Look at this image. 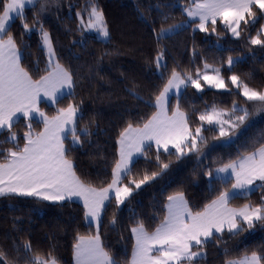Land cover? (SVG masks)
<instances>
[{
  "label": "trees",
  "instance_id": "1",
  "mask_svg": "<svg viewBox=\"0 0 264 264\" xmlns=\"http://www.w3.org/2000/svg\"><path fill=\"white\" fill-rule=\"evenodd\" d=\"M175 2L178 0H36L24 10L31 32L22 29L18 18L9 24L21 52V64L34 79L45 74L47 55L42 46L40 26H32L33 18H38L43 29L49 32L56 58L74 74L76 100H83V119L78 120V134L79 129L88 126L91 135H80L82 144L72 149L70 158L77 174L86 183L106 186L111 179L120 131L128 123L139 124L156 111L155 96L173 70L193 74L197 67L207 62L222 66L225 78L236 74L250 87L264 90V48L251 45L245 34L232 38L219 22L216 33L196 30V23L181 24V28L158 42L156 32L161 27H172L187 18L182 11L186 2ZM93 6L104 14L108 40L98 38L79 25L78 13L88 17ZM164 16L168 17L166 22ZM258 20L247 26L250 34L263 25L260 15ZM218 42L223 46H218ZM161 52L164 62L159 72L155 57ZM233 56L241 58L229 69L227 58ZM70 99L65 97L52 105L43 101L40 107L53 116L56 109L65 107ZM177 99L182 110L191 117L193 126L199 113L212 106L230 109L235 102L251 111L254 107L253 102H245L233 87L230 92L212 88L199 92L189 87L178 98L170 100V108ZM251 118L249 124L245 123L237 131L238 138L231 144L213 140L214 133L205 131L208 145L203 156L190 154L180 160L175 156H162L166 162L171 161L166 172L134 191L122 206L117 207L115 200L106 203L101 217V238L105 250L118 264L131 261L134 238L130 228L142 221L148 231H154L166 215L168 195L182 191L189 206L198 211L220 191L230 187L219 181L210 183L204 172L208 166L218 167L242 152L251 151L256 142H264L261 141L264 112ZM25 124L21 119L12 129L21 146L27 130ZM41 127V123L33 121L35 131H40ZM8 134L7 131L0 133V152L14 148L8 142ZM65 145L71 147L70 141L66 140ZM153 155L149 152L148 158L136 159L135 178L140 179L145 171L149 174L158 171ZM0 162H3L2 155ZM262 196L264 188H257L230 203L233 207L245 203L257 205ZM84 212L83 204L76 200L51 202L36 197L0 196V251L6 254L9 264H28L32 255L47 258L48 253L58 264H75L73 246L77 237L95 231L94 225L89 227L86 222ZM113 216L117 221L115 225L110 223ZM27 243L31 244V252L23 247ZM203 250L205 255L198 261L200 264H226L228 260L251 255L253 251L264 256V226L257 224L239 236L225 232L204 245Z\"/></svg>",
  "mask_w": 264,
  "mask_h": 264
},
{
  "label": "snow or ice",
  "instance_id": "2",
  "mask_svg": "<svg viewBox=\"0 0 264 264\" xmlns=\"http://www.w3.org/2000/svg\"><path fill=\"white\" fill-rule=\"evenodd\" d=\"M33 2L0 0V131H7L8 142L14 145V148L0 152L3 156V162H0V196L36 197L53 202L78 198L85 209L86 222L89 227L94 225L95 231L94 234L77 237L73 246L75 264H118L105 250L101 238V217L106 202L115 200L119 207L142 185L166 172L171 161L166 162L162 156H175L177 160L190 154L203 156V150L208 145L205 131L214 133L213 140L231 143L250 117L264 112V90L250 87L236 74L226 80L219 67L207 62L203 64V70L195 69V75L173 70L155 96L153 106L156 111L148 119L136 125L128 123L120 131L111 179L106 186H93L81 179L70 158L72 149L82 144L80 135H91L88 126L79 129L78 134L77 123L83 119V100H76L73 72L56 59L52 38L38 18H33L32 26H40V37L47 49L45 74L38 79H34L22 66L17 40L10 32L9 24L17 18L21 20L25 32L32 31L24 9L26 4ZM182 11L191 21H198L196 30L216 33L219 22L225 31L240 38L242 31L256 22L258 13L264 18V0H192L191 5ZM167 20L168 17L164 16L163 21ZM83 26L95 30L104 38L109 37L104 14L96 6L91 7L88 22ZM181 27H161L156 33L157 41ZM248 42L264 48V27L255 36H249ZM162 62L161 52L155 57L158 69ZM233 63L232 57H228L229 69ZM188 87L199 92L205 87L230 92L234 87L245 102H253L254 107L250 111L235 102L230 109L212 106L199 113L193 126L191 117L182 110L178 99L172 108L169 106L170 94L178 98L181 89ZM65 97L71 98L70 102L65 107H58L53 116L40 107L42 99L55 104ZM21 119L26 122L27 129L23 133L22 146L12 131L14 124ZM34 120L43 125L42 130L33 129ZM66 140L70 141L71 147H66ZM149 152L154 154L152 158L158 171L150 174L145 171L137 179L133 175L136 159L148 158ZM204 175L210 183L219 181L230 187L220 191L215 199L198 211H193L182 191L168 195L166 215L154 231H148L142 221H137L130 228L134 238L130 264H186L198 257L203 258V246L225 232L239 236L257 224L264 226V196L257 205L245 203L233 207L230 203L240 196H247L253 186L264 188V142L254 143L251 151L242 152L218 167L208 166ZM110 223H117L115 216ZM23 247L26 252L32 251L30 243ZM194 248L197 250L194 251ZM0 264H9L3 251H0ZM28 264L58 262L48 253L47 258L32 255ZM226 264H264V256L253 251L251 255L228 260Z\"/></svg>",
  "mask_w": 264,
  "mask_h": 264
},
{
  "label": "rangeland",
  "instance_id": "3",
  "mask_svg": "<svg viewBox=\"0 0 264 264\" xmlns=\"http://www.w3.org/2000/svg\"><path fill=\"white\" fill-rule=\"evenodd\" d=\"M180 1L181 0H178V3H176V4H181L180 3ZM185 2H186V6L185 7H188V6H190L191 5V2H192V0H184ZM36 3V0H34V2L32 3V4H26V6H25V8L26 7H30V6H32L33 4H35ZM183 4H184V2H183ZM25 10V9H24ZM78 16H79V19H80V22H79V25H80V27L81 28H83L84 30H86V31H88V32H91V33H93V34H95L98 38H100V39H103V40H108V38H104V37H102V35L100 34V33H98V32H96L95 30H92V29H89V28H87V27H85V26H83V25H86L87 24V22H88V19H89V16L88 17H85V16H83L81 13H78ZM258 18H259V13H258V15H257V20H258ZM264 19V18H263ZM256 20V21H257ZM259 21V20H258ZM257 21V22H258ZM192 22L193 21H191L190 20V18H186V20H183L182 22H180L179 24H175V25H181V24H192ZM195 22H198V21H195ZM194 23V22H193ZM256 23V22H255ZM255 23H250L251 25H253V24H255ZM195 24V23H194ZM174 25V26H175ZM196 25V24H195ZM250 26V25H249ZM196 27V26H195ZM261 27H264V23H263V25L261 24V25H259V27H258V29H261ZM168 28V27H167ZM248 30H249V28L247 27L244 31H242V34H241V37L243 36V34H245V35H247V36H255L256 35V33L258 32V31H254L252 34H250L249 32H248ZM176 31V30H175ZM157 33V32H156ZM230 33V32H229ZM230 36L232 37V38H235V37H233L232 35H231V33H230ZM240 37V38H241ZM42 46L44 47V45H43V42H42ZM218 46H223V43L222 42H218ZM44 49H45V52H46V55H47V49L44 47ZM241 57L240 56H233L232 57V59H233V61H234V63L233 64H235V63H237V61L240 59ZM57 59V58H56ZM163 62H164V56H163ZM163 62H162V64H163ZM208 64H210V65H212L213 67H219L220 69H221V74H222V66H218V65H215V64H211V63H208ZM226 65H227V63H226ZM233 66V65H232ZM227 67H228V65H227ZM229 68V67H228ZM201 70H203V66L200 68ZM157 70L160 72V68L158 69L157 68ZM182 74H184V72H181ZM193 75H195V73H193ZM223 75V74H222ZM226 80H227V78H226ZM189 88V87H188ZM205 88H207V87H205ZM234 88V87H233ZM235 89V88H234ZM185 90V88H182L181 89V91H180V93H179V95H181L182 94V92ZM217 90V89H216ZM235 90H237V89H235ZM221 91H223V90H221ZM173 97H177L175 94H170V99H169V105H170V100L173 98ZM46 102L47 104H51L52 105V103H50V102H47L45 99H42V101L41 102ZM238 104V103H237ZM238 105H241V104H238ZM241 106H244V105H241ZM246 107V106H245ZM250 111H251V109H250ZM251 120H253L251 117H250V119L246 122V124H249L250 122H251ZM42 127H43V125H42ZM42 127H41V130H42ZM35 130V129H34ZM2 131H0V133H1ZM8 136H9V134H8ZM238 138V133H236V136L233 138V140H232V142L233 141H235L236 139ZM221 143H223V144H225L223 141H220ZM231 142V143H232ZM231 143H229V144H231ZM258 184H259V182H257ZM143 186V185H142ZM255 189H257L256 187L253 189V190H255ZM252 190V191H253ZM251 191V192H252ZM250 192V193H251ZM123 205V204H122ZM122 205H119V206H122ZM232 206V205H231ZM194 251H196L197 249H193ZM203 252H204V250H203ZM243 258V257H242ZM201 258H196V259H194V260H192L191 262H186V264H200L198 261L200 260ZM238 259H241V258H238ZM232 260H237V259H232ZM128 264H130V262L128 263Z\"/></svg>",
  "mask_w": 264,
  "mask_h": 264
},
{
  "label": "crops",
  "instance_id": "4",
  "mask_svg": "<svg viewBox=\"0 0 264 264\" xmlns=\"http://www.w3.org/2000/svg\"><path fill=\"white\" fill-rule=\"evenodd\" d=\"M194 23H197V22H195V21H193ZM192 22V23H193ZM255 188V186H253V189ZM72 200H76V201H79V202H81L82 203V201L81 200H79L78 198H73ZM51 202H53V201H51ZM107 203V202H106Z\"/></svg>",
  "mask_w": 264,
  "mask_h": 264
}]
</instances>
